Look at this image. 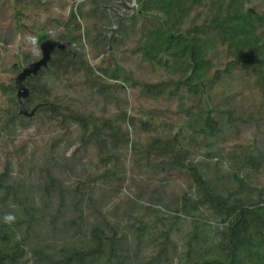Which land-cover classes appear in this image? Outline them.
Segmentation results:
<instances>
[{
    "label": "rangeland",
    "instance_id": "374dc122",
    "mask_svg": "<svg viewBox=\"0 0 264 264\" xmlns=\"http://www.w3.org/2000/svg\"><path fill=\"white\" fill-rule=\"evenodd\" d=\"M94 1L0 0V111L8 109L11 105L9 98L16 96V92L5 94L1 88L2 84L10 85L17 77L14 66L41 59L39 38L42 31L59 41L63 34H67L68 22L71 23L70 29L74 30L71 15L75 12L80 16L82 26L80 31H74L82 36L81 41L72 45L75 51L84 56L95 72L98 68L120 67L121 73L128 75L130 81L125 84L122 80H98L100 85L112 86L109 94H103L88 81L85 70L67 75L47 73L41 81L51 93L49 101L98 119H112L124 113L137 119L150 118L157 131L143 133L130 128L133 143L145 146L153 136L181 135L191 153L190 160L200 167L219 192L224 195L234 192L243 197L249 194V187L264 192V156L257 168L244 166L232 156L236 153L242 158L245 153L264 151V97L255 77L240 70L229 75L223 72L221 81L204 99L187 95L184 107L177 98L148 99L139 87L131 86L133 81L153 84L173 75L157 65H150L135 52L142 31L148 26L135 15L138 1L97 0L99 4ZM247 6H253L264 16V0H251ZM86 30L89 31L88 37H85ZM261 34L264 37V24ZM224 49L220 47L213 56L212 75L224 71L230 60ZM116 82L126 87H116ZM208 110H213L214 117L222 124L216 138L194 135L190 129L189 134L183 133V125L194 124L195 115ZM227 111H232V122L227 120ZM49 117V112L44 111L25 121V126L9 128L5 127V118L0 117V173L8 167L11 181L22 182L26 195L41 207L44 200L49 218L55 216L58 219L54 231L49 220L39 219L33 222L29 232H24L27 223L20 214L23 236L26 235L29 242L24 264H37L33 248L42 249L55 258L60 257L63 248H87L92 229L103 227L109 236V224L118 228V236L126 233L125 245L138 253L141 263L137 264H147L159 254L164 242L160 233L172 226L168 264H186L192 219L177 210L182 209L184 194L192 198L196 195L188 171L172 168L166 159L146 156L143 148L142 152L140 148L132 150L130 144L109 153L111 148H105L102 155L113 156L105 163L94 142L81 141L82 126L79 123L69 122L68 126H63ZM211 142L215 147L208 148L206 144ZM110 169L113 173L106 175ZM48 171L58 178L64 192L62 199L58 193L52 198L44 195L41 185ZM251 196L255 200L258 197L255 192ZM80 200L82 214L74 209ZM154 204L157 217L145 210H131L133 205L141 208ZM0 210L8 214V208L2 204ZM202 213L210 216L206 209ZM177 214L180 220L173 219ZM80 215L83 218L77 220L81 225L80 232L74 227L62 226V222L79 219ZM158 218L163 221L157 222ZM136 219L155 225L152 238L157 239L138 243L132 226ZM60 228L64 230L60 231Z\"/></svg>",
    "mask_w": 264,
    "mask_h": 264
},
{
    "label": "trees",
    "instance_id": "16d2710c",
    "mask_svg": "<svg viewBox=\"0 0 264 264\" xmlns=\"http://www.w3.org/2000/svg\"><path fill=\"white\" fill-rule=\"evenodd\" d=\"M137 1L139 8L135 15L148 26L143 29L135 52L141 54L150 65L163 68L173 77L153 84L133 81L132 87H139L141 92L151 100L163 97L177 98L180 106L184 107L187 95L204 99L214 85L221 81L223 72L229 75L240 70L255 77L256 84L264 97V37L261 34L264 16L253 6H247L251 0ZM94 4L99 2L95 0ZM79 12L83 16L81 9ZM79 17L77 13H72L74 30L70 29L71 23L68 22L67 34H63L59 41L70 42L72 45L81 41L82 36L74 32L81 30ZM119 30L118 32L121 31ZM88 36L89 31L86 30L85 37ZM47 39L50 37L42 31L39 43ZM220 47L225 48L230 60L224 71H217L212 75L213 56L219 52ZM75 52L77 55L74 58V55L67 50H55L49 66L42 69L37 77H31L26 81V86L30 89V97L24 100L25 107L29 111L37 109L35 116L48 111L49 118L63 126H68L69 122L79 123L82 126L81 141L94 142L105 163L113 158L110 154L106 157L102 155L101 152L105 148H111L108 149L109 151L106 149L109 153L113 149L130 144L132 150L140 148L142 152L141 148H143L146 156L154 155L158 159H166L167 165L172 168L187 170L196 189V195L192 198L187 193L184 194L182 209L177 210V213L182 212L183 216L192 219L186 264H264V192L262 190L249 187V194L244 197L234 192L227 195L219 192L213 187L211 181L206 179L200 167L190 160L191 153L184 145L181 135L153 136L145 146L141 143H133L130 128L139 132L141 130L143 133L157 131V127L153 125L150 118L137 119L124 113L112 119H98L79 113L61 103L49 101L48 96H51V93L46 84L41 81L47 73L67 75L72 71L85 70L88 81L98 87L99 92L103 94H109L112 86L100 85L98 80L108 78L115 81L122 80L125 84L129 83L130 78L124 72L121 73L120 67L98 68L96 69L100 71L98 74L82 54ZM14 70L19 73L21 66L15 65ZM115 86L126 87L117 82ZM1 88L5 94H14L15 80H12L10 85L2 84ZM9 101L10 107L0 111L1 119L5 118V127L25 126L24 122L30 121L29 118L19 115L15 97H10ZM226 114L227 120L232 122V111H227ZM195 117L194 124L183 125L184 134H189L190 129L194 135L205 138L217 137L222 124L214 117L213 110L202 111ZM122 126H125V129ZM206 145L208 148L215 147L213 142ZM232 156L235 159L238 158L237 160L244 166L257 168L260 165V158L264 156V151L245 153L242 158L237 157L236 153H232ZM111 173H113L112 169L107 170L106 175ZM237 180L243 184L241 179L237 178ZM42 182L43 189H41L44 195L52 198V195L58 193L62 199L63 189L58 178L50 171L46 173ZM254 192L258 195L256 200L251 196ZM42 203V207L38 206L30 195H26L22 182L11 181L8 167L0 173V204L8 208V214L15 216L13 223L5 224L3 221L5 214L2 213L3 210H0V264H24L28 255L26 247L29 242L27 236H23L21 229L23 220L27 223L24 232H29L33 222L39 219L49 220L54 226L53 231L57 228L55 224L58 219L55 216L49 218V214L46 213L47 205L44 200ZM153 206L155 204L141 208L133 205L131 210H145L157 217L158 211ZM74 207L82 214L81 200ZM204 209L210 212V216L202 213ZM57 212L59 213V210ZM20 214L23 215V220L19 219ZM173 219L180 220V216L177 214ZM77 220L82 221V216L69 222L64 221L62 226L74 227L76 232H80L81 225ZM135 221L136 223L132 226L135 228L138 243L157 239L152 238L155 225H149L137 219ZM162 221V218L157 219V222ZM107 226L111 231L109 236L103 227L95 226L91 231L87 248H63L60 257L57 258L44 253L42 249L33 248L32 252L36 256L37 264L141 263L138 253L132 251L131 246L125 245L126 233L121 232L122 234L118 236L117 227L110 224ZM172 230L171 226L167 231L160 233L164 242L161 244L159 254L152 257L147 264H168V245L171 244Z\"/></svg>",
    "mask_w": 264,
    "mask_h": 264
},
{
    "label": "water",
    "instance_id": "95a60500",
    "mask_svg": "<svg viewBox=\"0 0 264 264\" xmlns=\"http://www.w3.org/2000/svg\"><path fill=\"white\" fill-rule=\"evenodd\" d=\"M42 53L41 59L32 63H24L21 65V71L15 78V101L19 108V115L27 118H33L36 115L37 109L29 111L24 104V100L30 97V89L26 86V81L31 77H37L42 69L49 66L52 53L55 50H67L76 57V52L70 42H61L56 39H47L40 44Z\"/></svg>",
    "mask_w": 264,
    "mask_h": 264
},
{
    "label": "clouds",
    "instance_id": "9594fccd",
    "mask_svg": "<svg viewBox=\"0 0 264 264\" xmlns=\"http://www.w3.org/2000/svg\"><path fill=\"white\" fill-rule=\"evenodd\" d=\"M3 221L5 224H11L15 221V216H13L12 214H6L3 217Z\"/></svg>",
    "mask_w": 264,
    "mask_h": 264
}]
</instances>
